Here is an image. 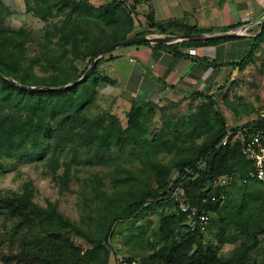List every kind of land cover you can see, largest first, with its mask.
Instances as JSON below:
<instances>
[{
	"label": "trees",
	"instance_id": "1",
	"mask_svg": "<svg viewBox=\"0 0 264 264\" xmlns=\"http://www.w3.org/2000/svg\"><path fill=\"white\" fill-rule=\"evenodd\" d=\"M29 2L24 5L25 10L39 21L61 19L54 31L44 33L41 51L30 59L22 54L26 42L23 31L13 32L0 26V75L18 86L57 88L70 85L84 72V69L77 70L74 61L87 59L88 64L106 47L142 36L133 34V13L140 0H133L127 12L121 0L96 6L86 0ZM144 19L148 30L158 34L211 32L174 20L154 21L149 15ZM231 29L235 27L221 32ZM93 30L100 32V39L95 38ZM51 38L55 41L51 42ZM236 39L238 37L140 45L180 57L181 49L214 46ZM99 42L102 44L98 45ZM262 43L264 23L257 35L253 31L241 57L218 66L243 69L253 61ZM34 67L42 72L49 70L52 75L39 78L33 74ZM110 84L113 82L96 68L80 84L63 91L24 90L0 79V175L16 161L43 162L52 180H58L62 189L69 178L67 170L59 177L55 175L62 157L69 158V165L74 168L107 166L119 159L121 153H135L137 156L125 157L142 156L151 160L164 152L172 154L171 161L164 165L152 160L149 169L141 171L139 176L127 174L120 180L114 178L109 192L94 179L88 191L93 207L85 204L93 215H82L77 224L62 216L55 203L46 202L43 207L35 204L32 185L25 182L19 192L7 191L0 196V218L3 222H11L4 237H16L21 247L19 255L39 264H79L80 261L82 264H111L115 252L110 240L121 237L122 229L125 232L121 239L125 244L135 247L142 242L144 249L151 250L146 256L135 252L126 256L139 264H257L258 254L251 252L259 245L257 234L264 231V204L259 203V191L254 187L263 184L243 181L250 164L240 154L235 141L219 145L227 128L220 114L210 115L206 110L213 106L212 94L199 96L207 103L199 104L188 114L181 125L182 137L170 140L162 127L154 132L149 130L148 123L157 107L149 101L130 103L124 127L107 111L89 116L99 90ZM240 127L264 130V113ZM199 129L208 131L209 136L195 146ZM184 169L190 171L183 180L184 202L198 213L208 215L205 233H210L218 245L237 244L226 257H218L214 248L203 243L205 233L187 227L185 217L178 211V203L169 199V192L181 180ZM171 173L177 177L167 182ZM219 177H228V183L210 191L208 185ZM211 196L215 201H209ZM158 207L167 208L168 213H158L154 231L149 229L151 221L148 218ZM141 220L146 221L139 224ZM146 231L148 237H145ZM231 231L234 234H229ZM70 235L81 238L88 248L78 251L69 240ZM26 246L30 250H26ZM261 263L264 264V258Z\"/></svg>",
	"mask_w": 264,
	"mask_h": 264
},
{
	"label": "rangeland",
	"instance_id": "2",
	"mask_svg": "<svg viewBox=\"0 0 264 264\" xmlns=\"http://www.w3.org/2000/svg\"><path fill=\"white\" fill-rule=\"evenodd\" d=\"M91 5H101L110 0H86ZM124 3L125 11L131 7L133 0H121ZM144 1V0H140ZM29 0H0V26L9 31L17 32L22 30L26 42L24 44L23 57L33 58L37 57L41 51V45L44 40V33L46 31H54V27H58L61 18L49 20L46 23L39 21L32 16L29 11L25 10V4ZM30 3V2H29ZM136 9V8H135ZM134 28L133 34H141L148 37L168 36V34H158L155 31L148 30L145 19L142 21L140 14L133 13ZM132 15V14H131ZM140 19V20H139ZM108 34V30L104 31ZM257 31H255L256 33ZM92 34L95 38L100 39V32L93 30ZM177 36V35H174ZM103 37V36H102ZM51 42L55 39L51 38ZM99 42L98 45H101ZM122 49V48H119ZM118 51V50H114ZM112 51V52H114ZM106 54L102 55L94 66L99 72V66L103 62ZM104 57V58H103ZM91 61V60H90ZM98 63V64H97ZM87 59L74 61V66L78 71L89 66ZM33 74L39 78L46 79L52 75L49 70L42 72L38 67L33 68ZM54 75V74H53ZM33 88V87H31ZM39 88V87H36ZM213 106L206 108L210 115L218 113L224 118V124L227 129L240 127L255 121L264 113V43L254 53V59L248 63L243 69H228V73L224 76L221 85L216 87L213 95ZM204 102L202 97H191L182 104H174L167 106H157L154 110V115L151 117L149 130L154 132L162 127L163 131L169 134L170 140L180 139L183 135L181 132V125L186 120L188 114ZM208 107V106H207ZM109 112L117 117L120 125L125 126V114L127 112V105L118 104L117 101L110 100L109 96L103 94L102 89L96 96L94 105L90 108L89 116H97L101 112ZM209 136V132L205 129L197 131V137L194 139V145L198 146L204 142ZM179 145V144H178ZM124 154V155H122ZM135 153H121L120 158L110 162L107 166H74L69 165V158L62 157L58 161V168L55 175L61 176L64 171L68 172V180L65 188H60L61 184L58 180H52L46 165L38 161H16L8 165L3 174L0 175V196H3L7 191L19 192L21 186L25 182H30L33 188L32 201L38 206H45L46 202L55 203L57 210L73 223H79L82 215H90L87 207H93L90 195L89 185L96 179L103 185L104 190L109 192L113 186V179H122L127 177V174L132 176H139L140 172L149 169V161L152 160L159 164L167 165L171 159L172 154H165L161 152L153 159L147 160L142 156L125 157ZM135 156H137L135 154ZM175 173H171L167 182L171 181ZM216 180V179H215ZM213 180L208 186L210 191L214 188ZM146 186L148 184H145ZM153 187L148 185V187ZM207 187V185H206ZM259 191V203L264 204V186L257 185L254 187ZM61 189V190H60ZM254 193V192H253ZM90 200V203H89ZM168 213L167 208H156L152 215L148 218L151 221L149 229L155 231L158 213ZM213 214L210 215L212 219ZM214 218V217H213ZM146 220H141L139 224L145 223ZM11 222H3L0 218V264H39L38 262L28 261L21 257V247L16 237L6 238L4 234L9 230ZM121 237L124 235V230L121 231ZM146 231L145 237H148ZM229 234H234L233 231ZM121 237H116L110 240V247L117 255L129 256L132 252L139 255L146 256L151 253V250H146L139 242L135 247L125 244ZM203 243L214 248L218 257H226L235 245L226 244L218 245L212 238V235L206 232L203 236ZM259 245L251 252L252 255L258 254L257 264L261 263L264 258V231L257 234ZM69 240L78 251H83L88 248L87 244L79 237L70 235ZM30 250L29 246L25 247ZM24 248V249H25ZM23 249V251H24ZM81 252L78 254L80 255ZM71 259V258H70ZM110 261V260H109ZM79 264H82L80 261Z\"/></svg>",
	"mask_w": 264,
	"mask_h": 264
},
{
	"label": "crops",
	"instance_id": "3",
	"mask_svg": "<svg viewBox=\"0 0 264 264\" xmlns=\"http://www.w3.org/2000/svg\"><path fill=\"white\" fill-rule=\"evenodd\" d=\"M135 8L142 21L149 15L154 21L174 20L211 31L203 35L223 34V29L234 26L227 33H235L238 39L196 47L195 57L188 56L187 49L174 57L140 44L114 49L118 51H111L98 69L113 82L102 92L127 105V110L132 101H149L159 107L213 95L229 69L218 65L244 54L249 37L260 31L259 21L264 16V0H144Z\"/></svg>",
	"mask_w": 264,
	"mask_h": 264
},
{
	"label": "built area",
	"instance_id": "4",
	"mask_svg": "<svg viewBox=\"0 0 264 264\" xmlns=\"http://www.w3.org/2000/svg\"><path fill=\"white\" fill-rule=\"evenodd\" d=\"M186 54L195 57L196 50L189 48L186 50ZM229 141H235L238 144L240 154L250 164V170L246 173L243 181L252 180L264 185V130H251L246 127L226 129L219 145L224 146ZM189 173L188 169L183 170L181 180L169 192V199L178 203V211L185 217L189 229L205 233L209 221L208 215L198 213L194 207H190L184 202L183 180ZM175 177L177 176L175 175L173 179ZM228 180V177H219L214 181V187H223L228 183ZM215 199L214 196H211L209 201L213 202ZM219 199H222V195L219 196ZM201 201L205 202L206 200L202 199ZM111 264L139 263L134 259H128L126 256L114 254Z\"/></svg>",
	"mask_w": 264,
	"mask_h": 264
},
{
	"label": "water",
	"instance_id": "5",
	"mask_svg": "<svg viewBox=\"0 0 264 264\" xmlns=\"http://www.w3.org/2000/svg\"><path fill=\"white\" fill-rule=\"evenodd\" d=\"M260 26H259V30H261L262 25L264 23V16L260 19L259 21ZM236 37L235 33H223V34H216V35H168V36H155V37H148V36H134V37H130L127 38L124 41L121 42H117L114 43L108 47H106L105 49H103L102 51H100L99 53H97L90 61L89 66L87 67V69L83 72L82 76L75 81L74 83L67 85V86H63V87H57V88H45V87H39V88H26L23 86H18L14 81L10 80V79H5L0 75V79L2 80H6L8 82H10L11 84L20 87L24 90H42V91H63V90H67L70 88H73L75 86H77L78 84H80L87 76L88 74L93 70L96 61L104 54L113 51L116 48H121V47H128V46H132V45H139V44H149V45H170V44H174V43H178V42H182V41H205V40H220L223 38H234Z\"/></svg>",
	"mask_w": 264,
	"mask_h": 264
}]
</instances>
